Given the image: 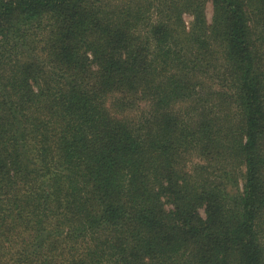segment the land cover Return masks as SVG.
Segmentation results:
<instances>
[{
	"label": "trees",
	"instance_id": "obj_1",
	"mask_svg": "<svg viewBox=\"0 0 264 264\" xmlns=\"http://www.w3.org/2000/svg\"><path fill=\"white\" fill-rule=\"evenodd\" d=\"M0 264H264V0H0Z\"/></svg>",
	"mask_w": 264,
	"mask_h": 264
},
{
	"label": "rangeland",
	"instance_id": "obj_2",
	"mask_svg": "<svg viewBox=\"0 0 264 264\" xmlns=\"http://www.w3.org/2000/svg\"><path fill=\"white\" fill-rule=\"evenodd\" d=\"M207 16H208V20H212V16H213V6L211 3H208L207 5ZM184 20L187 24V26H190L194 20V17L190 14H185L184 15ZM203 212V211H202Z\"/></svg>",
	"mask_w": 264,
	"mask_h": 264
}]
</instances>
